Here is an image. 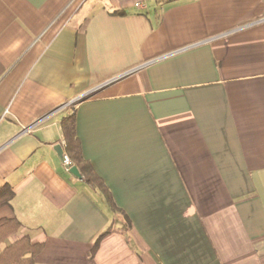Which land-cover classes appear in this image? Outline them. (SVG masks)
I'll use <instances>...</instances> for the list:
<instances>
[{
    "label": "crops",
    "instance_id": "crops-1",
    "mask_svg": "<svg viewBox=\"0 0 264 264\" xmlns=\"http://www.w3.org/2000/svg\"><path fill=\"white\" fill-rule=\"evenodd\" d=\"M4 185L34 264H264V0H0Z\"/></svg>",
    "mask_w": 264,
    "mask_h": 264
},
{
    "label": "trees",
    "instance_id": "trees-1",
    "mask_svg": "<svg viewBox=\"0 0 264 264\" xmlns=\"http://www.w3.org/2000/svg\"><path fill=\"white\" fill-rule=\"evenodd\" d=\"M92 95L82 98L85 100ZM76 104V103H75ZM71 112L60 121V129L64 142L65 155L71 162V166L78 169L81 177L92 187L99 190L104 197L107 205L111 211L116 212L117 209L113 203L110 193L103 185L102 181L97 177L89 163L83 159L81 154L80 142L75 132V110L74 107L70 108ZM13 191L7 185L0 187V207L8 204L13 197ZM20 224L14 219H1L0 220V245L5 244L11 239L19 230ZM106 233V232H105ZM103 233L95 242L92 252H95L100 238L105 234ZM42 250V244L31 243L27 236L13 240L5 245L0 250V264H34V257Z\"/></svg>",
    "mask_w": 264,
    "mask_h": 264
},
{
    "label": "water",
    "instance_id": "water-1",
    "mask_svg": "<svg viewBox=\"0 0 264 264\" xmlns=\"http://www.w3.org/2000/svg\"><path fill=\"white\" fill-rule=\"evenodd\" d=\"M56 150L58 152V155L63 157L62 152L60 151L59 147H56ZM68 171L73 177H75L77 179H81L82 178L81 175H80V172L78 171V169L76 167L71 166V167H69Z\"/></svg>",
    "mask_w": 264,
    "mask_h": 264
},
{
    "label": "built area",
    "instance_id": "built-area-1",
    "mask_svg": "<svg viewBox=\"0 0 264 264\" xmlns=\"http://www.w3.org/2000/svg\"><path fill=\"white\" fill-rule=\"evenodd\" d=\"M116 79H117V78L107 81L106 83H104V84L100 85L99 87H97L96 89H94L92 92H96V91H98L101 87H104L105 85H107V84L113 82V81L116 80ZM85 96H87V95H85ZM85 96H84V97H85ZM63 161H64V163H65V165H66L67 168L71 167V162L69 161V159L67 158L66 155H63Z\"/></svg>",
    "mask_w": 264,
    "mask_h": 264
},
{
    "label": "rangeland",
    "instance_id": "rangeland-1",
    "mask_svg": "<svg viewBox=\"0 0 264 264\" xmlns=\"http://www.w3.org/2000/svg\"><path fill=\"white\" fill-rule=\"evenodd\" d=\"M9 243H10V241H8V243L3 244L2 248H3L5 245L9 244Z\"/></svg>",
    "mask_w": 264,
    "mask_h": 264
}]
</instances>
